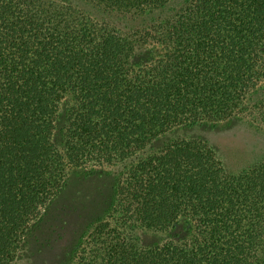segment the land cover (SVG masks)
<instances>
[{"label":"trees","instance_id":"16d2710c","mask_svg":"<svg viewBox=\"0 0 264 264\" xmlns=\"http://www.w3.org/2000/svg\"><path fill=\"white\" fill-rule=\"evenodd\" d=\"M173 3L0 0V264L92 165L113 196L62 264H264V157L230 170L203 138L165 139L264 125V0Z\"/></svg>","mask_w":264,"mask_h":264},{"label":"rangeland","instance_id":"374dc122","mask_svg":"<svg viewBox=\"0 0 264 264\" xmlns=\"http://www.w3.org/2000/svg\"><path fill=\"white\" fill-rule=\"evenodd\" d=\"M181 1L174 0L173 5ZM156 51L153 48L146 54L155 55ZM185 136L205 139L230 170L242 169L264 157V125L252 116L181 125L166 133L165 139ZM115 181L116 173L107 165L75 169L43 217L30 228L15 264H62L71 257L83 231L107 209ZM148 239L156 237L149 235Z\"/></svg>","mask_w":264,"mask_h":264}]
</instances>
